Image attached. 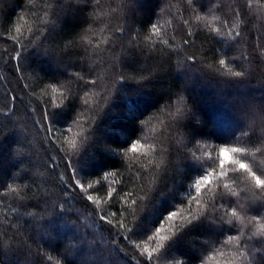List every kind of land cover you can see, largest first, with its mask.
I'll return each instance as SVG.
<instances>
[{
    "label": "trees",
    "instance_id": "trees-1",
    "mask_svg": "<svg viewBox=\"0 0 264 264\" xmlns=\"http://www.w3.org/2000/svg\"><path fill=\"white\" fill-rule=\"evenodd\" d=\"M220 147L264 179V0H0V264H264Z\"/></svg>",
    "mask_w": 264,
    "mask_h": 264
},
{
    "label": "snow or ice",
    "instance_id": "snow-or-ice-1",
    "mask_svg": "<svg viewBox=\"0 0 264 264\" xmlns=\"http://www.w3.org/2000/svg\"><path fill=\"white\" fill-rule=\"evenodd\" d=\"M75 2L77 4H81V3H86L87 0H75ZM131 2V0H129V3ZM17 31H19V29H17ZM221 65H223L225 62L223 60H220L219 62ZM233 75L235 76H239L240 73L236 72L233 73ZM53 91H55V89H53ZM177 113L181 112V108L177 107L176 109ZM74 146V145H73ZM142 147L141 144L139 143H134L131 145L130 151L132 153H137L140 148ZM246 149L242 148V147H220L218 150V156H219V168H220V172L218 173L219 176H224L226 173L224 172V169L227 165H235L237 170H241L244 172H247L250 176L251 179L254 180L255 182V186L258 188H262L264 189V179H262L260 176L256 175L255 173L251 172V170L249 169L248 165L246 163H244L242 160L236 159L235 154L238 153H242L244 152ZM209 159H211V154L207 153ZM213 173H209L208 175L204 176L201 180H198L196 182V189L199 192V190L201 189V186H207L209 184H211L213 182ZM72 177H69V182L71 183ZM73 187H79V183L73 185ZM225 188H228V185L225 184L224 185ZM84 189L81 188V191H83ZM88 199L91 200L92 197L91 195L88 196ZM175 213H173L172 215H170L168 217V220L171 221L174 217H175ZM233 215H235V213L233 212ZM101 219H103V217H101ZM109 224L112 223V221H108ZM161 239H163V237H160Z\"/></svg>",
    "mask_w": 264,
    "mask_h": 264
},
{
    "label": "clouds",
    "instance_id": "clouds-1",
    "mask_svg": "<svg viewBox=\"0 0 264 264\" xmlns=\"http://www.w3.org/2000/svg\"><path fill=\"white\" fill-rule=\"evenodd\" d=\"M250 126H248V128H249Z\"/></svg>",
    "mask_w": 264,
    "mask_h": 264
}]
</instances>
